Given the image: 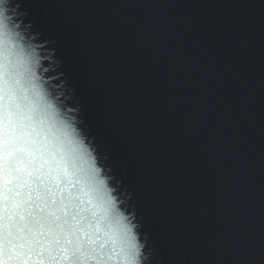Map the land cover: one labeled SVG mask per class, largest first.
<instances>
[{"label": "snow or ice", "instance_id": "6c2138e0", "mask_svg": "<svg viewBox=\"0 0 264 264\" xmlns=\"http://www.w3.org/2000/svg\"><path fill=\"white\" fill-rule=\"evenodd\" d=\"M4 5L0 0V264H155L137 210L128 206L115 180L110 182L106 164L93 153L95 162L82 165L87 141L65 131L79 127V108L68 111L60 103L62 89L41 91L40 54L26 44ZM35 6L51 8L54 0H38ZM225 71L239 76L230 64ZM261 88L264 107V82ZM251 102V96L242 101L240 111ZM57 108L68 112L62 121L56 120ZM213 143L230 155L236 189L243 190L252 169L247 137L229 124ZM260 158L264 167V145ZM245 207L241 200L232 219H242ZM189 246V235L182 232L171 264H264V230L257 243L254 229L242 224L218 237L204 231L191 241V251ZM226 251L230 260L223 259Z\"/></svg>", "mask_w": 264, "mask_h": 264}]
</instances>
